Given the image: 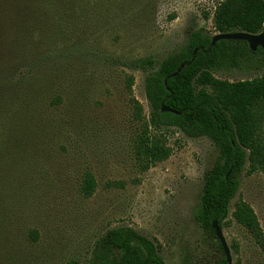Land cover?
Masks as SVG:
<instances>
[{"label": "rangeland", "instance_id": "obj_1", "mask_svg": "<svg viewBox=\"0 0 264 264\" xmlns=\"http://www.w3.org/2000/svg\"><path fill=\"white\" fill-rule=\"evenodd\" d=\"M217 1L137 0L141 15L104 25L91 2H85L88 13L64 23L50 12L53 0H0V264H63L73 258L90 264L94 242L116 226L152 240L165 264L221 259L218 240L198 219L203 174L219 161L218 150L205 136L169 127L163 130L170 156L140 172L131 148L137 124L123 78L133 75L131 93L147 116L145 74L116 62L162 59L184 43L192 24L212 32L203 12ZM70 23L82 42L62 54L57 35ZM263 71L212 72L236 81ZM57 95L62 102L52 105ZM262 131L264 136V122ZM86 169L97 182L88 198L77 190ZM117 180L124 186H105ZM239 200L252 207L264 230L261 173L241 172L221 229L231 264H264L253 238L230 217ZM30 229L37 230V241L26 238Z\"/></svg>", "mask_w": 264, "mask_h": 264}, {"label": "trees", "instance_id": "obj_2", "mask_svg": "<svg viewBox=\"0 0 264 264\" xmlns=\"http://www.w3.org/2000/svg\"><path fill=\"white\" fill-rule=\"evenodd\" d=\"M85 2H91L95 13L103 16L104 25L117 17L135 18L145 11L138 7L137 0H53L50 12L66 23L88 13ZM203 17L210 20L212 32L190 25L184 43L162 59L145 55L116 58V62L145 74L147 116L131 93L133 75L125 73L123 78L131 116L137 124L131 148L140 172L170 156L172 147L164 133L169 127L189 137L205 136L218 150L219 161L203 174L198 207L202 229L216 238L212 221L220 227L228 223L229 205L238 190L241 172L244 170L245 175L258 172L264 176V71L251 79L236 81L217 78L212 71L264 67V49L258 46L252 51L244 40L220 39L211 44V37L232 31L261 32L264 0H218L209 11L203 12ZM59 32L57 42L64 46L62 54L82 42V36L71 23ZM61 102L59 95L50 100L52 105ZM162 105L171 111H162ZM105 186L123 187L124 182L107 181ZM96 187L93 173L84 170L77 187L79 195L88 198ZM230 217L247 230L264 254V230L252 207L239 200ZM25 236L30 241L39 238L36 229L28 230ZM218 247L222 257L215 264H228L219 240ZM90 254V264H165L155 243L130 226L107 229L94 242ZM63 264L81 263L73 258Z\"/></svg>", "mask_w": 264, "mask_h": 264}, {"label": "water", "instance_id": "obj_3", "mask_svg": "<svg viewBox=\"0 0 264 264\" xmlns=\"http://www.w3.org/2000/svg\"><path fill=\"white\" fill-rule=\"evenodd\" d=\"M220 39H232V40H244L248 43L250 49L254 51L258 46H260L262 49H264V29L259 33H249L246 31H232V32H225V33H215L211 37V44H214L216 41ZM196 52V49L194 50ZM183 64H181L180 67H182ZM180 68L176 70V73H178ZM162 111H171V109L166 108L162 105ZM229 175V171L227 172L226 176ZM212 229L214 230L215 237L217 240H219L222 250L224 252L226 261L228 264H231V256L229 247L227 245V242L223 236L222 229L218 225V223L214 220L211 224Z\"/></svg>", "mask_w": 264, "mask_h": 264}]
</instances>
